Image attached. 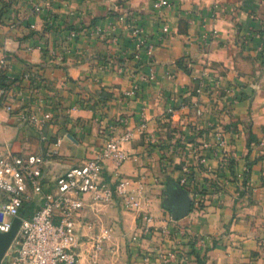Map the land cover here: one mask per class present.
<instances>
[{
  "label": "crops",
  "instance_id": "1",
  "mask_svg": "<svg viewBox=\"0 0 264 264\" xmlns=\"http://www.w3.org/2000/svg\"><path fill=\"white\" fill-rule=\"evenodd\" d=\"M4 1L0 51L6 43L13 108L0 105V152H45L62 137L44 169L49 185L95 156L110 133L134 130L123 143L130 158L119 167L110 159L105 165L114 175L117 169L139 172L155 229L143 235L137 212L88 193L76 218V264H160L156 256L170 247L184 252V264H197L198 257L203 264H264V0H172L165 21L154 14V0ZM132 16L156 45L152 62L144 50L134 56L136 39L127 26ZM72 31L77 36L71 38ZM184 57L193 61L189 71L178 62ZM150 66L156 79L143 81L136 96L125 95ZM205 71L212 88L215 80L221 88L236 87L239 99L230 109L217 89L196 93ZM194 100L207 108L202 117ZM31 108L54 113L43 135L22 116ZM218 128L224 149L216 147ZM205 141L211 145L201 163L197 148ZM185 168L187 186L180 183ZM197 190L202 209L174 219L171 201ZM30 193L34 209L41 197ZM166 224L171 233L162 232ZM103 226L112 236L95 254ZM147 252L151 261L143 259Z\"/></svg>",
  "mask_w": 264,
  "mask_h": 264
},
{
  "label": "built area",
  "instance_id": "2",
  "mask_svg": "<svg viewBox=\"0 0 264 264\" xmlns=\"http://www.w3.org/2000/svg\"><path fill=\"white\" fill-rule=\"evenodd\" d=\"M173 5L172 0H154L153 12L165 21L166 9ZM41 9V6H37ZM13 26V24H12ZM127 26L132 30L136 39L134 56L141 57L144 50L150 62L154 59L155 43L148 36L145 25L137 16L127 19ZM167 26L165 22L164 27ZM71 38L77 36L76 31L71 32ZM11 64V55L8 45L0 51V73L7 77ZM185 65L191 69L193 61L185 59ZM140 76L135 79L130 88L125 90V95L136 96L142 87L143 81H152L157 77L155 67L150 66L147 71H140ZM168 77H174L173 72H168ZM29 76V73H26ZM208 73L205 71L200 78L199 85L195 88L197 94L208 92L212 94L217 89L223 99L224 107L231 108L238 101L239 95L236 87L221 88L220 81L215 80L214 88L208 85ZM8 88L0 84V105L8 110L13 108L9 100ZM193 105L196 115L202 117L207 111L200 100H194ZM172 110V109H170ZM39 111L41 112L39 114ZM23 118H28L38 131L43 135L44 126L54 118L52 110L34 108L24 111ZM120 122H125L121 118ZM218 137L217 148L224 149L227 140L221 128L216 131ZM134 138V130L125 128L119 134L110 133L103 141L100 150L84 163L69 167L59 174L53 183L46 185L44 169L47 161L59 153L62 137L55 140L54 144L45 152H28L15 154L12 151L0 152V230L8 231L13 225L14 218L20 216L22 222L11 246L5 253L0 264H76L78 261V248L81 243L80 235L76 228V218L79 211L86 203V195L99 202L119 201L124 209L137 212L139 228L143 235L155 229L154 217L144 208L143 201H147L145 183L139 172L124 175L116 170V174L108 173L106 160H112L118 167L124 163L131 154L123 148V143ZM205 141L197 148L198 160L204 163L207 156L204 148L210 146ZM180 183L187 186L191 183L189 169L185 168V175ZM30 189L40 195L41 203L35 207L31 215L26 216L24 208L31 198ZM203 198L200 190L193 192L192 210L202 209ZM163 233H171L169 224L162 226ZM112 236V228L103 226L95 237L94 250L98 254L104 247L107 239ZM153 256L147 252L143 255L145 261H151ZM160 264H184V252L177 247H170L156 256Z\"/></svg>",
  "mask_w": 264,
  "mask_h": 264
},
{
  "label": "water",
  "instance_id": "3",
  "mask_svg": "<svg viewBox=\"0 0 264 264\" xmlns=\"http://www.w3.org/2000/svg\"><path fill=\"white\" fill-rule=\"evenodd\" d=\"M170 206L172 208L173 218L180 219L192 211V198L188 195V193H183L178 199L172 200ZM21 222L22 218L17 216L14 218L13 225L10 230H0V263L17 235Z\"/></svg>",
  "mask_w": 264,
  "mask_h": 264
},
{
  "label": "trees",
  "instance_id": "4",
  "mask_svg": "<svg viewBox=\"0 0 264 264\" xmlns=\"http://www.w3.org/2000/svg\"><path fill=\"white\" fill-rule=\"evenodd\" d=\"M1 2V5H0V14L4 11V8L7 7L9 5V2L8 1H4V0H0ZM185 57L184 58H181L178 62L179 64L185 68L187 71H189L190 69L186 67L185 65ZM0 84L1 85H4L8 88V83H7V76L4 74V73H0ZM28 205V208H24V213L26 216H29L31 215V213L33 212V205L29 204V203H26ZM26 207V206H25ZM196 238L195 236H193L191 239H190V244L192 246H194L195 244V241H196ZM190 252H194V249H192ZM204 263V259H201L198 257L197 259V264H203Z\"/></svg>",
  "mask_w": 264,
  "mask_h": 264
},
{
  "label": "rangeland",
  "instance_id": "5",
  "mask_svg": "<svg viewBox=\"0 0 264 264\" xmlns=\"http://www.w3.org/2000/svg\"><path fill=\"white\" fill-rule=\"evenodd\" d=\"M26 209L28 208V205L26 204V207H25Z\"/></svg>",
  "mask_w": 264,
  "mask_h": 264
}]
</instances>
